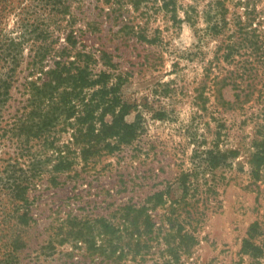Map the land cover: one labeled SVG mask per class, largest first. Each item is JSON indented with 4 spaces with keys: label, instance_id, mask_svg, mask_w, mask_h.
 Returning a JSON list of instances; mask_svg holds the SVG:
<instances>
[{
    "label": "rangeland",
    "instance_id": "374dc122",
    "mask_svg": "<svg viewBox=\"0 0 264 264\" xmlns=\"http://www.w3.org/2000/svg\"><path fill=\"white\" fill-rule=\"evenodd\" d=\"M71 1L66 20L74 21L56 29V50L88 65L93 79L109 74L106 103L114 98L116 112L129 105L125 121H137L138 135L114 152L105 146L116 139L102 138L84 159L73 140L76 117H60L49 141L73 166L57 174V185L46 171L31 187L32 219L20 228L13 264H264V165L258 174L252 165L264 139V0H175L176 22L167 0ZM29 54L28 47L12 112L27 98L25 82L47 79L28 78ZM54 61L47 57L44 71ZM104 110L95 111L96 132L113 120ZM8 146L2 158L13 155ZM38 152L58 155L48 143ZM11 208L0 207V224ZM102 220L114 229L106 239ZM254 222L259 256L242 250ZM79 226L84 236L75 235Z\"/></svg>",
    "mask_w": 264,
    "mask_h": 264
},
{
    "label": "trees",
    "instance_id": "16d2710c",
    "mask_svg": "<svg viewBox=\"0 0 264 264\" xmlns=\"http://www.w3.org/2000/svg\"><path fill=\"white\" fill-rule=\"evenodd\" d=\"M69 1L0 0V150L8 143V147L14 146L13 155L3 158L0 156V207H12L5 211L8 223L0 224V264H13L16 252L24 244L20 228L27 227L32 219L28 209L31 187L46 171L51 173V183L57 185V174L70 170L73 166L71 157L56 149V142L53 139L49 141L51 130L57 127L60 117L64 116L65 121L76 117L78 127L74 130L73 140L75 144L83 145L81 153L84 159L87 158V152L92 154V149L102 138L116 139L114 145L107 143L105 146L108 152H114L121 147V144L130 143L138 135L137 121L132 123L125 121L129 113V105L122 104L116 112L117 102H114V98L112 104L109 100L106 103L111 93V88L107 85L109 74L101 73L98 78L93 79L88 65L79 68L75 61L63 60V50L61 52L56 50L55 43L58 41V38H54L56 29L72 27L74 21L73 18L71 21L66 20L72 13L70 5L72 1ZM163 8L172 14L171 18L175 22L178 20L175 0L165 1ZM11 16L15 18L14 26L8 29ZM185 20L192 21L189 15ZM65 21L66 25L63 27ZM72 32L67 35L66 40L73 46L75 41L71 38ZM28 47L30 51L28 78L34 73L44 72L47 79L42 83L41 77L25 82L24 93L27 98L21 108H16L12 112V91L18 81L19 68L24 62V53ZM49 56L55 58L54 65L44 71V61ZM87 57L89 58V55ZM96 86L100 87L87 99L83 91ZM240 96L241 94L237 93L236 99ZM76 100L80 102L78 106L74 103ZM81 105L82 110L78 108ZM102 106H105L104 113L109 110L113 114V120L109 124L103 123L102 128L96 132L94 114ZM80 111L81 114L76 116ZM88 120L91 121L89 124ZM84 124H87L86 131L83 129ZM86 138L88 142L85 141ZM93 140H96L95 144L92 143ZM40 143H48L49 148L53 149V154L58 153L57 157L53 159V156L45 157L39 154ZM255 146L257 149L252 154V165L253 173L258 174V170L264 165V139L258 140ZM51 162L53 165L48 170L47 166ZM127 220L131 221V218L129 219L128 216ZM145 221H148V217ZM100 226L104 239L114 233L110 222L102 220ZM79 227L75 235L84 236L82 228ZM257 227L258 222L250 225L247 237L242 243V250L253 256H259L263 251V246L254 241ZM85 228H88V233L92 231L91 226ZM102 247L100 249L108 257L107 247L104 249Z\"/></svg>",
    "mask_w": 264,
    "mask_h": 264
}]
</instances>
